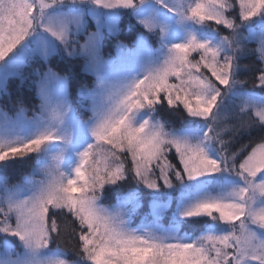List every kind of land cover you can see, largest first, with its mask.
I'll return each instance as SVG.
<instances>
[{
  "label": "snow or ice",
  "instance_id": "obj_1",
  "mask_svg": "<svg viewBox=\"0 0 264 264\" xmlns=\"http://www.w3.org/2000/svg\"><path fill=\"white\" fill-rule=\"evenodd\" d=\"M91 2L162 53L141 33L105 60L67 0H0V61L59 41L96 78L82 120L51 68L31 116L0 106V264H264V0Z\"/></svg>",
  "mask_w": 264,
  "mask_h": 264
},
{
  "label": "trees",
  "instance_id": "obj_2",
  "mask_svg": "<svg viewBox=\"0 0 264 264\" xmlns=\"http://www.w3.org/2000/svg\"><path fill=\"white\" fill-rule=\"evenodd\" d=\"M93 28L92 21H88L86 30ZM144 32V29L137 24L136 20L127 10L120 12L118 18L117 30L114 34H108L103 31L101 41V54L107 56L113 50V44L117 41L131 44L135 35ZM150 39L155 42V37L150 34ZM255 47V45H252ZM243 63H249L248 60ZM84 59L83 57L69 58L63 49H59L52 53L47 59H42L39 56H33L26 60L22 65L20 72L16 75H10L6 78L3 89L0 91V106L9 114H15L17 102H22L23 106L28 109V114H32L33 109L39 107V98L37 96L36 81L43 74V72L51 68L53 71L69 75L67 83V93L71 103V107L79 120L85 119L89 112L87 105L82 102L78 90L81 85L91 86L93 77L90 73L83 71ZM70 69L75 72V75L70 74ZM11 95L12 103H6L5 97ZM30 171V165H17L12 173V183H16V179L24 172ZM135 226V225H134Z\"/></svg>",
  "mask_w": 264,
  "mask_h": 264
},
{
  "label": "rangeland",
  "instance_id": "obj_3",
  "mask_svg": "<svg viewBox=\"0 0 264 264\" xmlns=\"http://www.w3.org/2000/svg\"><path fill=\"white\" fill-rule=\"evenodd\" d=\"M67 3L70 4L71 9L73 11L77 12V14H79L82 17L83 28H82L81 32L79 33V36H78L81 43H83V41L86 38V35L88 33H95L97 31H99L100 36H101V41H102L103 31H105L108 34H114V32L117 30L118 18H119L120 12L124 10V9H103V8H99V7L95 6L91 2V0H67ZM146 3H154V0H146ZM127 11H129V13L133 16V18L136 20L137 24H139L144 29V32H140V33L136 34L135 35L136 37H135V39H133L131 44H126L125 42H122V41L115 42L113 44V50L111 51V53L108 54L107 56L102 55L104 57V59L107 60V59H110V58L116 56L118 43H123L124 45H126L128 47H132L133 42L137 41L138 36L141 33L144 34L143 43L146 47L140 48L139 49L140 53L143 54L144 52L150 51L153 54L160 55L163 51L161 38L156 34L149 33L148 30L145 29L142 24H140V15L141 14L133 15L132 10H127ZM89 20L92 21L93 28L90 29L89 31H85L87 23ZM150 34L152 35V37H155V40H156L155 42H153L150 39V37H151ZM29 39H31V38H29ZM169 39H171V34H169ZM47 41L49 43H51L54 41V38L51 37L49 34V35H47ZM24 43H27V41H25ZM54 43L56 45V50L53 51L52 53L56 52L59 49H63V45H61L59 43V41H54ZM40 47H41V51H43L44 47H45V43L41 42ZM34 48H35V45H32L31 48L25 49L24 44H22V45L18 46V50L13 55H11L9 58H6L5 61H0V91L4 87L6 78L10 75L18 74L20 72L22 65L25 64L26 60H28L29 58H31L35 55L39 56L42 59H45L40 54V52L34 51L33 50ZM100 50H101V48H100ZM84 62H85V60H84ZM133 62L134 61L131 58H125L124 62L119 66H128L129 64H131ZM49 69L50 68L46 69L43 72V74L48 72ZM52 72H55V71L52 70ZM55 73H57V72H55ZM88 73H90L93 77L92 85L87 86L90 88L94 85L96 78L91 72H88ZM43 74L37 79V81H39L43 77ZM60 75L64 76L62 74H60ZM54 91L57 94H66L68 102L71 105L69 97H68V93H67V85L63 86L60 84H56L54 86ZM78 93H79V96L81 97L80 89L78 90ZM38 98H39V96H38ZM81 100H82V98H81ZM39 104H40V99H39ZM89 104H90V102H89ZM87 108H88V112H89L88 115H90V108L88 105H87ZM71 113H72V116H74L75 119L78 121L79 119L76 117L72 107H71ZM15 114H9V115L15 116ZM27 115L31 116L32 114L27 113Z\"/></svg>",
  "mask_w": 264,
  "mask_h": 264
}]
</instances>
